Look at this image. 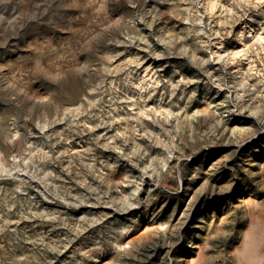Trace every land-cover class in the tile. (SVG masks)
Returning <instances> with one entry per match:
<instances>
[{
  "label": "rangeland",
  "instance_id": "1",
  "mask_svg": "<svg viewBox=\"0 0 264 264\" xmlns=\"http://www.w3.org/2000/svg\"><path fill=\"white\" fill-rule=\"evenodd\" d=\"M0 264H264V0H0Z\"/></svg>",
  "mask_w": 264,
  "mask_h": 264
}]
</instances>
